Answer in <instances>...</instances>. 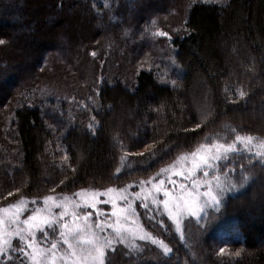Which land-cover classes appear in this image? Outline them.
Here are the masks:
<instances>
[{
	"label": "trees",
	"instance_id": "trees-1",
	"mask_svg": "<svg viewBox=\"0 0 264 264\" xmlns=\"http://www.w3.org/2000/svg\"><path fill=\"white\" fill-rule=\"evenodd\" d=\"M0 41V207L147 179L213 137L235 151L212 215L145 223L171 252L112 264H264V0H0Z\"/></svg>",
	"mask_w": 264,
	"mask_h": 264
},
{
	"label": "rangeland",
	"instance_id": "rangeland-1",
	"mask_svg": "<svg viewBox=\"0 0 264 264\" xmlns=\"http://www.w3.org/2000/svg\"><path fill=\"white\" fill-rule=\"evenodd\" d=\"M158 23L153 21V27L140 30L152 38L159 37L157 33L170 37L165 30L157 31ZM227 147L216 138H206L197 149L182 153L147 179H135L122 186L83 188L72 195L22 197L1 206L0 236L8 243L3 244L0 264H93V245L86 242L93 234L100 237L101 243L112 241L116 253L105 248V264H112L124 247L138 248L145 241L162 242L147 231L145 223H152L153 228L171 227L180 234L194 232L204 213L212 215L217 208L213 197L221 201L223 182L209 176V171L214 158ZM205 160L209 166H205ZM17 228L24 230L23 241L14 235ZM117 229L123 232V243H118ZM20 248L24 251L20 252Z\"/></svg>",
	"mask_w": 264,
	"mask_h": 264
},
{
	"label": "snow or ice",
	"instance_id": "snow-or-ice-1",
	"mask_svg": "<svg viewBox=\"0 0 264 264\" xmlns=\"http://www.w3.org/2000/svg\"><path fill=\"white\" fill-rule=\"evenodd\" d=\"M158 35H162V36H167V33H158ZM4 41H0V44H3ZM173 85H175V81H172ZM241 96H243V93H241ZM251 138H248V140L250 141ZM218 148H221L223 147V145H219L217 146ZM226 152L228 151H235V149H233V147L231 145H229L226 149H225ZM220 157H215L214 159H219ZM204 164L205 166H209L208 165V161L205 160L204 161ZM204 175H208L207 172L204 173ZM244 179H247V177H244ZM235 187V186H233ZM165 195H167V193H165ZM213 202L216 204V205H219L221 203L220 200L216 199V197H213ZM85 219H87V216H85ZM15 222V221H13ZM2 223V222H0ZM25 224L28 223V221H24ZM65 229L68 228V225L67 224H64L62 225ZM23 229H20V228H17L14 235L16 236H19L21 241H23L24 239V235H23ZM77 231H80V229L78 228ZM117 233L119 234L118 235V243H123L124 240H123V232L120 230V229H117L116 230ZM29 235H31V232H30V228H29ZM141 239H145L144 236H141L140 237ZM87 243L93 245V253L94 255L92 256V260H93V264H105V260H106V253H105V248L109 249L110 253L111 254H115L117 249L114 248L112 246V241L111 240H104L103 243H101V240H100V237L98 236H95V234H93V238L86 241ZM5 243H8L7 241H5L3 239L2 236H0V254L3 253V244ZM65 243H68L67 240H65ZM153 243H156V241H153ZM161 243V246L163 247V251L165 254H168L171 252V249L168 248L166 245H163V242H160ZM9 247H11V244H8ZM29 247H32V244L31 242L29 241V244H28ZM56 245L53 244L52 245V248L55 249ZM69 248H72V245L69 244ZM20 252H23L24 249L23 248H20L19 249ZM73 256H75V252L72 253ZM109 264H111V261H109Z\"/></svg>",
	"mask_w": 264,
	"mask_h": 264
}]
</instances>
